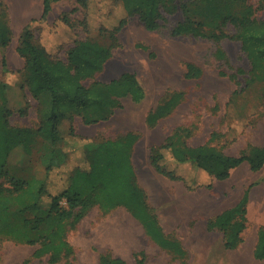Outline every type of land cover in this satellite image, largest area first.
Returning <instances> with one entry per match:
<instances>
[{
	"label": "rangeland",
	"instance_id": "1",
	"mask_svg": "<svg viewBox=\"0 0 264 264\" xmlns=\"http://www.w3.org/2000/svg\"><path fill=\"white\" fill-rule=\"evenodd\" d=\"M8 3L9 0H0V42L12 41L15 45L20 39L9 38L10 30L5 31L8 28ZM95 3L98 13L87 15L95 26V15L99 16V10L103 13L99 21L106 17L113 19L107 4L102 6L100 0ZM183 3L184 14L194 23H203L208 32L216 30L215 26L211 28L212 22L217 24L225 14H240L246 6L253 8L254 17L264 19V0H183ZM62 15H67L78 40L94 39L95 31L87 33L83 22L86 10L76 0L52 2L48 16L50 30L55 29L56 21ZM185 15L178 11L166 16L155 31L146 30L137 16L130 17L117 34V45L103 70L83 80V84L89 86L97 81L109 83L124 73L135 77L138 86L121 84L118 88L122 94L118 98L120 107L115 109L110 120L85 124L82 115L61 112L58 114L56 144L45 148V143L38 141L31 146L30 153L23 150L21 155L14 153L8 159V170L13 176L28 182L43 180L46 154L61 146L71 129L96 143L127 133L135 136L131 157L138 185L144 190L150 211L164 235L178 241L185 255L177 256L158 246L124 207L105 212L96 206L67 232L66 238L73 250L69 259L71 264H75L76 258H98V254L99 257L110 255L123 259L126 264H135L136 257L141 258L140 252L144 254V264H264V260L254 257L258 232L264 229V166L253 172L244 163L233 169L228 179L212 181L209 189L205 186L188 189L183 181H172L158 174L149 163V148L163 143L177 128L188 130L184 138L189 145L207 144L229 155L250 154L264 146V82L246 86L250 63L240 42L231 38L215 40L188 34L173 36L172 29L183 22ZM220 29L228 36L236 32L229 23ZM33 33L36 40H42L45 29L36 25ZM72 46V43L65 45L59 50L58 57L66 61V53ZM14 50L13 46L10 47V51ZM6 52L0 46L1 82L9 75ZM187 64L200 69L199 77H185ZM176 95L172 110L149 124L148 115ZM16 106L20 107V104ZM32 115L27 121L35 125ZM13 121V118L9 120L11 126ZM179 172L182 177L183 173L188 174L186 169H179ZM54 183L48 188L58 192L61 183L55 180ZM245 195V212L236 218L238 221L243 219L242 227L234 225L232 220L224 226L222 224L232 232L228 235L231 246L226 248L225 233L218 227L210 229L208 223L238 205ZM191 198L198 203L207 200L211 212L193 211L189 202L193 201ZM60 204L65 207V200ZM176 207L184 209V222L177 218ZM197 231L201 237L193 244L191 238ZM128 241L132 243L128 245ZM38 247L37 244L31 246L0 238V264H48V254L33 257Z\"/></svg>",
	"mask_w": 264,
	"mask_h": 264
},
{
	"label": "trees",
	"instance_id": "2",
	"mask_svg": "<svg viewBox=\"0 0 264 264\" xmlns=\"http://www.w3.org/2000/svg\"><path fill=\"white\" fill-rule=\"evenodd\" d=\"M53 1L42 0L40 18L29 21L22 29L17 47L19 56L25 60V83L31 95L50 94L47 118L35 129L11 126L9 118L12 112L7 107L6 85L0 81V238L39 245L33 257L48 254V264H71L69 259L73 250L66 238L68 230L93 207L97 206L105 212L124 207L153 242L174 255L184 256L180 243L164 235L150 211L144 190L138 185L131 157L135 141L133 133L96 143L71 129L68 137L62 140V145L46 154L43 180L28 182L9 172L8 159L16 148H22L28 154L31 146L38 141L51 145L58 142L59 113L75 112L82 115L85 124L108 121L115 109L120 107V85L138 86L135 77L129 73L109 83L97 81L89 86L83 84L84 79L103 70L117 45V34L130 17L137 16L146 30L155 31L161 27L166 16L178 11L185 15L183 0H100L102 6H109V15L114 17L99 21V17L103 16L99 10V16L95 15V26L87 17L88 13H98L95 0H76L86 10L83 22L87 33L95 31L96 34L94 39L78 40L67 15L60 16L55 29L50 30L48 16ZM253 13V8L246 6L240 14H225L217 24L215 21L211 23V28L215 26L216 30L209 32L204 30L203 23H194L185 15L183 22L172 29V35L238 40L250 63L246 86L264 82V19H257ZM228 23L234 27V35L228 36L220 29ZM36 25L45 29L43 41L41 38L36 40L34 36ZM8 30L5 31L8 33ZM69 43L73 46L66 53V61H63L58 57L59 50ZM6 45L4 40L0 42L1 47ZM200 74V69L187 64L186 78L199 77ZM177 97L149 114L147 122L152 124L158 117L168 114ZM187 132L186 128H177L163 143L151 146L148 159L158 174L172 181H183L188 189L199 186L209 189L212 181L228 179L231 171L244 163L253 172L264 166V146L250 154L234 156L207 144L189 145L184 138ZM179 169H186L188 174L183 173L182 177ZM54 180L61 183L58 192L48 188V185L55 184ZM62 200H65V207L60 204ZM246 203L245 195L238 205L208 223L210 229L218 227L225 233L226 248L231 246L228 235L232 232L223 226L232 220L234 225L242 227L243 219L238 221L236 218L244 214ZM139 256L141 258L137 256L135 264H144V254L140 252ZM254 257L264 260V229L258 232ZM99 259L101 264H126L123 259L110 255H101Z\"/></svg>",
	"mask_w": 264,
	"mask_h": 264
},
{
	"label": "crops",
	"instance_id": "3",
	"mask_svg": "<svg viewBox=\"0 0 264 264\" xmlns=\"http://www.w3.org/2000/svg\"><path fill=\"white\" fill-rule=\"evenodd\" d=\"M7 12L6 25L10 30L9 38H20L22 29L29 21L40 18L42 0H9ZM12 46L15 49L13 52L10 51ZM17 47L18 43L14 45L12 41L4 47V50L7 51L5 56L7 57L9 75H6L2 82L6 85L7 107L12 112L9 120L13 118V127L35 129L50 112V94L44 92L37 97L31 95L25 83V60L19 56ZM17 104H20V107H17ZM31 115L34 116L35 125L28 124L27 120ZM45 148H49L48 142H45ZM22 152V148H16L10 155L12 156L14 153L21 155ZM76 260L75 264H101L99 254L98 258H76Z\"/></svg>",
	"mask_w": 264,
	"mask_h": 264
},
{
	"label": "bare ground",
	"instance_id": "4",
	"mask_svg": "<svg viewBox=\"0 0 264 264\" xmlns=\"http://www.w3.org/2000/svg\"><path fill=\"white\" fill-rule=\"evenodd\" d=\"M128 48V47H127ZM133 115V114H132ZM159 183V182H158ZM191 200H193V198H191ZM190 203H191V207H193V211H196V209H198V210H201V211H203V212H206V213H208L209 214V212H211V205L209 204V202L207 201V200H204V201H202V202H200V203H198L197 202V200H193V201H189ZM186 203V202H185ZM179 207V206H178ZM178 207H176V209H175V213H177V218L178 219H182V218H184V216H185V213H184V209L183 208H178ZM184 207H188V206H184ZM190 207V206H189ZM200 211V212H201ZM174 212V211H173ZM192 215H194V214H192ZM168 216V215H167ZM183 220V219H182ZM188 220V219H187ZM192 221V220H191ZM183 222H184V220H183ZM177 224V223H176ZM189 224H190V221H189ZM114 225V224H113ZM188 225V224H187ZM201 224H199V226H200ZM122 226V225H121ZM197 227H198V225H197ZM114 228V227H113ZM126 229V228H125ZM120 230V229H119ZM114 231V230H113ZM179 233V232H178ZM130 234V233H129ZM181 234V233H180ZM179 234V235H180ZM185 234V233H184ZM201 236H200V233H199V231H197L193 236H192V238H191V240L194 242L193 244H195L196 243V241L200 238ZM107 238V237H106ZM200 240V239H199ZM188 241V240H187ZM202 241V240H201ZM132 242H130V241H128V245H130ZM189 244V243H188ZM192 246V245H191ZM237 248V247H236Z\"/></svg>",
	"mask_w": 264,
	"mask_h": 264
}]
</instances>
